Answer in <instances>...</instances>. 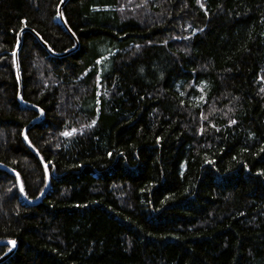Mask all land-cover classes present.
I'll use <instances>...</instances> for the list:
<instances>
[{
	"label": "trees",
	"instance_id": "1",
	"mask_svg": "<svg viewBox=\"0 0 264 264\" xmlns=\"http://www.w3.org/2000/svg\"><path fill=\"white\" fill-rule=\"evenodd\" d=\"M60 1L0 0V164L28 200L45 174L13 54L23 28L54 54L74 47ZM62 14L75 52L30 32L18 49L50 184L30 205L0 170V241L17 243L0 264H264V0H68Z\"/></svg>",
	"mask_w": 264,
	"mask_h": 264
},
{
	"label": "water",
	"instance_id": "2",
	"mask_svg": "<svg viewBox=\"0 0 264 264\" xmlns=\"http://www.w3.org/2000/svg\"><path fill=\"white\" fill-rule=\"evenodd\" d=\"M67 1L68 0H61L60 3L58 4V6H57V18H58L59 23L71 35V37L74 40V47L72 49L67 50L66 52H64L62 54H54L52 51H50V49L48 48L46 43L41 39V37L36 32H34L30 28H23L17 34V46H16V48L14 50V54H13L14 55V65H15V70H16V75H17V83H18V97H17V100H18V102L21 105H23V106H25L27 108L33 109V110H35L38 113V116L36 118H34L33 120H31L23 128V130H22V138H23V141H24L25 145L27 146V148L35 155V157L39 160L40 164L43 167L44 174H45V186H44L43 190L41 191V193L39 194V196L36 199L28 200L25 197L24 190L21 191V189H23V185L21 183V179H20L19 174L16 171L12 170L11 168H9V167H7L5 165H2V164H0V170L6 171V172L12 174L15 177L16 183H17V187H18V190L20 192V195H21L22 199L27 204H30V205H36V204H39L40 202H42V200L45 197V194H46V192L48 190L49 184H50V173H49V170H48V166L43 162L40 154L32 147V145L30 144L28 139H25L27 130L30 127H32L34 124H36L40 120H42L44 118V113H43V111L40 108L32 106L30 104H27L26 102H24L22 100V82H21V76H20L19 64H18V49H19V46L21 44L22 34L24 32H30L31 34H33L36 37V39L43 46V48L45 50H47L51 55H53L55 57H64V56L69 55L72 52H75L78 49V40H77L76 36H74V34L68 28V26H67V24H66V22L64 20L63 14H62V9H63V7H64V5H65V3ZM10 242H14V244L10 243ZM0 246H7L8 247V251L0 257V263H3L10 256H12L14 254V252L16 251V248H17V243L15 241L5 240V241H0Z\"/></svg>",
	"mask_w": 264,
	"mask_h": 264
},
{
	"label": "snow or ice",
	"instance_id": "3",
	"mask_svg": "<svg viewBox=\"0 0 264 264\" xmlns=\"http://www.w3.org/2000/svg\"><path fill=\"white\" fill-rule=\"evenodd\" d=\"M73 131H75V130H73ZM63 135H71V133L70 132H65V133H63ZM25 139H27V137H25ZM21 191H23V189H21ZM10 243H13L14 244V242H10Z\"/></svg>",
	"mask_w": 264,
	"mask_h": 264
},
{
	"label": "rangeland",
	"instance_id": "4",
	"mask_svg": "<svg viewBox=\"0 0 264 264\" xmlns=\"http://www.w3.org/2000/svg\"><path fill=\"white\" fill-rule=\"evenodd\" d=\"M99 63H100V65H102V63H103V60H101Z\"/></svg>",
	"mask_w": 264,
	"mask_h": 264
}]
</instances>
